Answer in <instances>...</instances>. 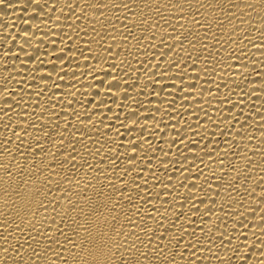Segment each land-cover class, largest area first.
Here are the masks:
<instances>
[{
	"label": "bare ground",
	"instance_id": "6f19581e",
	"mask_svg": "<svg viewBox=\"0 0 264 264\" xmlns=\"http://www.w3.org/2000/svg\"><path fill=\"white\" fill-rule=\"evenodd\" d=\"M0 264H264V0L0 3Z\"/></svg>",
	"mask_w": 264,
	"mask_h": 264
},
{
	"label": "snow or ice",
	"instance_id": "6c2138e0",
	"mask_svg": "<svg viewBox=\"0 0 264 264\" xmlns=\"http://www.w3.org/2000/svg\"><path fill=\"white\" fill-rule=\"evenodd\" d=\"M3 2H4V0H0V3H3ZM85 199H88V198L85 197ZM91 211H92V212H95L94 209H92ZM58 231L60 232L61 235L64 234L62 228L58 229ZM84 231H85V232H88V228H87V227H84ZM90 239H91L90 236H86V237L84 238V243H85V245H87V243L90 241ZM70 242H71V241H70ZM133 246H134V245H133Z\"/></svg>",
	"mask_w": 264,
	"mask_h": 264
}]
</instances>
